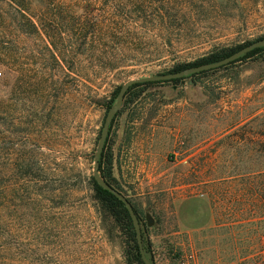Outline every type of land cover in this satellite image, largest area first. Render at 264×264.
Masks as SVG:
<instances>
[{"label":"rangeland","instance_id":"obj_1","mask_svg":"<svg viewBox=\"0 0 264 264\" xmlns=\"http://www.w3.org/2000/svg\"><path fill=\"white\" fill-rule=\"evenodd\" d=\"M64 1L65 27L74 29L87 11L97 18L109 0ZM39 9L32 8L36 19ZM202 11L197 47L111 74L97 67L91 89L71 78L86 73L85 64L71 73L67 63L54 62L40 34L15 28L2 39L0 215L14 264H127L123 233L104 219L88 184L106 105L116 103V89L129 79L264 36V0H213ZM216 69L137 88L110 126L104 162L111 159L106 165L116 184L141 213L153 264H256L262 249L264 223L250 219L232 191L259 165L257 148L247 141L255 142L256 124L250 134L243 125L264 101V57ZM41 76V89L20 88L22 79ZM21 121L28 122V139ZM23 153L33 161L26 185L18 166Z\"/></svg>","mask_w":264,"mask_h":264},{"label":"trees","instance_id":"obj_2","mask_svg":"<svg viewBox=\"0 0 264 264\" xmlns=\"http://www.w3.org/2000/svg\"><path fill=\"white\" fill-rule=\"evenodd\" d=\"M212 1L109 0L100 6L102 12L97 13V18H91L87 11L86 19H82L84 23L80 27L68 29V27H65V19L63 17V13L66 11L64 0H0V45L4 43L2 39L10 36V30L15 28L21 29L27 34L38 33L44 39L45 46L54 62L60 65L61 63L65 65L67 63L68 70L71 73L76 65L85 64L87 72L79 77L76 75L71 78L79 86L83 85L91 89L89 84L97 76V67L100 71L111 74L133 65V63H151L165 60L168 56L180 52L182 49L197 47L199 44L198 38L203 33L201 28L205 26L204 23H201L203 21L198 18L202 15V8L207 5L211 6ZM36 5L41 8L39 9L41 16L38 19H36L35 11L32 10ZM211 14L213 13L210 11L208 15H205L207 18L205 19L206 23L210 22ZM261 38H264V36L258 39ZM251 42L246 41L233 46H214L213 49L192 61L174 63L164 73L217 62L232 55ZM258 55L264 57V47L255 48L239 59L216 70L227 68L237 62L254 58ZM214 70H204L190 76L196 78ZM45 79L42 76L34 81L31 78L22 79L20 88L25 90L33 87L41 89ZM182 79L183 77L172 79L171 81L177 83ZM156 83L158 82L132 85L127 92L122 110L132 101L131 95L137 88H146ZM118 92L119 87L116 89L115 94L117 95ZM71 94L72 89L70 86L66 95L70 97ZM106 106L110 109L111 104L109 105L108 103ZM3 114V101L0 97V213L3 206V179L1 172L4 149ZM27 123V121H21V124L25 125L22 133L26 139L29 138ZM254 123L256 124L254 133H256L257 138L255 142L251 141V139L247 141H249L248 143H253L257 148L259 165L255 170L246 171L239 182L240 186L235 191L230 189L229 191H232L238 198L237 201L242 204L243 210L248 212L250 219L258 216L257 220L259 223H264V101L258 108L257 115L243 125V129L247 134L253 132L252 125ZM104 155L102 154L100 159L101 174L113 187L122 192L115 182L111 166L107 167L108 163L111 164V159L104 162ZM19 158L18 166H20V169H25L21 175L26 185L32 182L34 177L30 170L33 169V161L27 153L21 154ZM13 169H15V166ZM88 184L90 190H92L90 197L96 206L98 204L104 219H110L113 226L123 233L124 255L127 264H145L139 249L135 225L125 203L99 185L93 176H90ZM12 191L15 192L14 190ZM129 201L132 203L139 218L141 228H143V219L140 211L131 199ZM142 236L144 250L151 261H153L151 245H149L151 243L148 242L144 229H142ZM3 238V223L0 215V264H14L15 253L12 251V247H6ZM8 251H11V257H8ZM256 256V264H264V240L262 241V249Z\"/></svg>","mask_w":264,"mask_h":264},{"label":"water","instance_id":"obj_3","mask_svg":"<svg viewBox=\"0 0 264 264\" xmlns=\"http://www.w3.org/2000/svg\"><path fill=\"white\" fill-rule=\"evenodd\" d=\"M258 47H264V38L252 41L251 43L245 45L244 47H242L241 49H239L238 51L233 53L232 55H230V56H228L222 60H219L217 62L207 63V64H203L200 66H195V67H190V68H187V69H184L181 71H176V72H167V73H161V74H156V75H151V76L132 78V79H129L128 81H126L125 83L122 84L120 91H119V94L117 96V101L109 109L107 116H106V119H105V123H104V127H103V130L101 133L98 148H97V151L95 153L93 177L95 178V180L97 181V183L99 185H101L102 187H104L105 189L110 191L112 194H114L116 197H118L121 201H123L125 203L128 211H129V213L133 219L134 225H135L139 249H140V252L142 255V259H143L145 264H153V262L147 256V254L144 250L141 224H140L139 218H138V216H137V214L133 208V205L129 201L127 196L125 194H123L121 191H119L118 189H116L115 187H113L102 176V174L100 172V158H101V154L103 152V149H104V146L106 143L107 136L109 134L110 126H111V123H112L114 116L121 110V108L123 106L127 91L134 84L145 83V82H154V81L172 80V79L190 76L192 74L199 73V72L204 71V70H212V69L219 68L221 66L227 65V64L239 59L240 57H242L243 55H245L249 51H251L255 48H258Z\"/></svg>","mask_w":264,"mask_h":264}]
</instances>
